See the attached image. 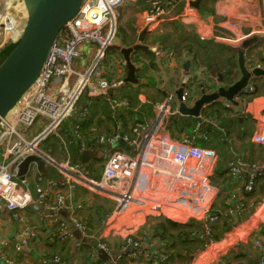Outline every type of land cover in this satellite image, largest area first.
<instances>
[{
    "label": "built area",
    "instance_id": "built-area-1",
    "mask_svg": "<svg viewBox=\"0 0 264 264\" xmlns=\"http://www.w3.org/2000/svg\"><path fill=\"white\" fill-rule=\"evenodd\" d=\"M124 1L82 0L77 15L66 24L62 31L64 33L52 45L35 83L0 123V220L9 214L13 221L24 225L25 228L14 238V250L17 253L28 250L35 235L32 227L24 224L22 216L35 202L44 206L42 222L57 227L56 240L59 244L66 245L70 253H76L85 241H91L96 256L99 252L107 256V260L101 264H165L168 261V254L163 248L149 245L145 235H137L141 218H144L142 226L149 218H164L179 225L190 220L203 223L217 220L212 211L219 191L212 184V178L218 155L214 150L201 148L189 140H173L167 130L170 115L177 112L173 95H168L156 107L155 116L150 122L130 126L128 132L116 127L96 137L94 144L105 150L104 164L97 176L89 175L79 164H71L68 160L56 163L38 149L42 140L57 134L65 120L77 116V120L83 121L88 117L86 108L76 115L77 102L84 92L96 97L117 91L124 85L122 76L107 79L102 76L100 69L107 58L106 48L114 43L117 20L113 11ZM144 6V26L158 20L159 23L166 15L172 24L192 28L198 42L209 41L230 47L241 44L245 39L231 30L233 23L227 29L231 34L229 37L216 36L214 25L207 19L187 16L175 7L167 12L168 7L161 6L155 0H144ZM7 8L5 3L0 14V29L17 39L13 33L17 25L4 17ZM87 44L92 46L86 48ZM81 47L83 53H90L84 73L81 72ZM124 68L125 63L121 62L116 74L120 75ZM246 92L252 93L253 88L249 86ZM189 97L190 93L184 87L178 103H187ZM106 103L113 111L122 110L126 114L129 110L128 102L113 97L107 96ZM42 121L46 124L35 137L27 140L22 136V131L40 125ZM253 122L250 142L264 149V111L254 116ZM73 136L79 143L81 156L85 150H92L85 144L80 125L74 127ZM118 143H123L127 149H117L115 145ZM30 155L41 157L45 167L58 171L60 180H45L34 167H30L23 180H19V165ZM33 168L39 174L36 185L41 187L42 182L46 181V189L37 192L36 199L32 196L27 178ZM227 171L236 180H242L244 176L243 189L250 193L257 179L264 174V165L253 164L247 167L241 158L234 157L228 162ZM80 189L113 204L111 217L95 238L88 236L87 228L79 220L76 209L67 205L71 198L69 192ZM66 207L68 218L62 220L58 212ZM244 210V205L240 204L235 212L240 214ZM129 223H132L133 228L128 226ZM74 233L79 237L75 238ZM121 233H125L122 247L113 253L104 242L110 236ZM256 234L258 236L253 241L259 251L256 264H264V248L261 245L264 224ZM9 245L8 240L0 241V248ZM152 246L153 250H145V247ZM1 259L4 264H22L8 257ZM54 263L60 262L57 259L50 264ZM43 264L47 263L43 261Z\"/></svg>",
    "mask_w": 264,
    "mask_h": 264
},
{
    "label": "crops",
    "instance_id": "crops-1",
    "mask_svg": "<svg viewBox=\"0 0 264 264\" xmlns=\"http://www.w3.org/2000/svg\"><path fill=\"white\" fill-rule=\"evenodd\" d=\"M125 1L126 3H129L128 5H126V3L124 5V8L125 6L126 8L123 19L125 21V24L130 29L128 31L126 39L130 43H132V46H134L135 44H137L138 34L145 27L143 18L145 15L146 6H144V0ZM155 1L158 2L161 6H167V12H169L171 8L175 7L179 12H183L187 16L199 17L209 20L214 25L213 32L216 36L228 35L229 37L231 34H229L227 29L230 27L229 24L233 23L234 27H231V30L234 31L238 37H243L245 39L239 45L225 48H222L223 46H221L220 43H213L209 41L198 42V40H195L194 38L195 34L192 28L174 25L169 22L168 16L165 15L162 19L163 21L159 22L153 30L156 29L160 31L162 35L164 34V36L169 34V40L167 42L159 41L160 43L153 42L152 40V42L149 44L145 41L147 40V37L151 36L145 35L143 45L149 47L150 50L139 51V53L136 54L132 53L130 56V60L135 67L134 75L136 77L137 74L141 75L145 73L144 71H141V69L144 68V63L148 62V57L145 55V53L152 51L157 55L155 60V64L158 69L156 75L157 86L155 88H142V90L137 93L136 100L138 102L139 109H144L147 104L152 102L151 99L161 100V95H173L175 97L174 106L176 107V110H178L179 103L175 96V92L182 87V84H184L185 89H187V85H189L187 84V82L191 83L193 79H199L200 75L203 76L205 80H202L203 84L201 83L197 85L198 90L196 92L193 91V93H191L193 99H189L187 101V106H191L194 100L200 95V85H203L205 90L208 92L209 90H213L214 86H217L219 78H222V81L228 78H223L222 74L233 73L234 76L235 73L236 79H238L239 72L237 68V50L243 51L244 57L247 62L254 61L256 65L264 69V0H200V8L198 10L191 6V2L196 0ZM5 3L8 5V8L5 11L4 17L17 25L15 31H13L16 38L18 37L20 29L26 19L25 9L23 7L22 0H0V7L2 10ZM2 10H0V13ZM9 35L10 33H8L6 30L0 29V40L3 41L4 39H7V36ZM174 35H176V37L180 39L177 40ZM114 43L115 45L121 46L120 43ZM223 50H226L225 52H228L229 54H227V56H223L225 55L223 54ZM231 51H234L236 54L233 55ZM108 56L101 66L102 76L107 79H116L118 76H122V80H124L127 74L126 67L121 70L120 75L116 74L118 73L116 72L117 66L121 62H124L122 57L118 54L121 60H116V67H113L108 61ZM186 61L189 62L188 75H186V72L183 69V64ZM169 73H171V75ZM180 73L183 74L182 77H180ZM166 77H168L169 79H167ZM138 80L140 79H137L136 84L130 83L131 85H134V88L128 86L129 83H124V85L119 90H117L116 94L118 93V95H120L123 90L127 92L135 89L138 85ZM143 82L144 81L142 80L141 83ZM263 84L264 78L252 79L249 83V86L253 88L252 93L254 96L249 95V93L242 95V97L238 99V107L226 104L224 101H219L205 108L201 112L200 119L201 121L207 123V125L202 127V124L198 123L197 132L202 134L204 133V130L206 128L212 126L215 128L216 132V134L214 135L218 136V138L220 139V144L217 145V149L215 150L218 155L217 164L219 163V161H225L224 164L227 167V163L230 160H232L234 157H239L245 163H251L261 166L264 165V149L252 145L250 142V136L254 130L253 117L264 111ZM214 105L228 108L230 112L223 113L220 117V120L218 121L213 117H211L212 120L208 121L204 118L203 113L211 110ZM226 105L229 106L227 107ZM77 111L78 110H76V112ZM116 114L119 117L120 112H117ZM92 117H94L95 120L87 126L88 130L86 135L89 137L90 133H100L98 135L100 136L104 133H108V131H112L116 127L120 128V125H114L110 120H108V118L105 117L103 107H99L98 113L92 115ZM152 118L153 117L149 115V118L148 116H146L143 118V120L150 121ZM224 120H233L235 122L233 124L228 123L226 126L223 124L224 127L221 125L219 126V124H221ZM83 122H81L80 126H83ZM217 125L218 127H216ZM114 126L116 127L114 128ZM130 126L131 125L129 124L128 127ZM90 139L92 140L91 137ZM115 147H117V149H120L121 151L127 149L124 145L119 146L117 144L115 145ZM91 151L96 155L94 159H103V152L105 151L104 149L97 147V149ZM107 151H109V148H107ZM245 165L247 167L251 166L248 164ZM222 171V168H220L219 174H222ZM44 179L47 180L48 178L44 177ZM243 179L236 180L232 178L231 176H229L227 170L226 173L222 176L216 177L215 182L217 189L219 193L221 192V198L225 199L226 206H228L230 203L233 204L234 200L240 198ZM69 194L71 195V198L67 202V205H71L74 209H76V211L78 207H83L82 209L85 210H87L88 207H91V202L88 199V194L85 193V196H83L84 193H82V195H79L81 194V192L78 193L77 191L69 192ZM33 197L34 199H36L37 194L36 197L35 195H33ZM261 198L262 197H260V199ZM247 202L249 207L252 208V206H254L251 214H249V216L242 221H239L238 224L231 227L230 230L222 236V239L220 241L213 242V244L208 249H206V251L203 252L201 256H198L197 258L200 259L203 255L211 253L213 255L211 256L212 260L210 259L207 264H216L218 262H222L223 257L225 258V261L227 260V258H230L228 259L229 264H246L249 261L251 262V264H256L259 251L254 246L253 241L255 240V237L257 238L258 236V234H256L258 228H260L264 224V217L260 218L258 216L259 209H264V200L262 203L260 201L258 203H254L253 199H249L247 200ZM216 204V210L222 211V203L217 201ZM44 210L45 209L43 204L35 202L32 206V209L28 208L26 210V213L22 215L25 220L24 224L32 227L33 232L35 230L34 242L31 246H33V250H37L39 254L50 253L57 256L62 255V257H60L63 259L69 254L71 255L70 250L66 245H61L57 242V227L52 224H44L42 222L41 218L44 217ZM58 216L62 220H67V207L61 209L58 212ZM140 221L141 224L139 225V227L144 223V218L139 219V223ZM128 226H131V228H133L132 223H129ZM21 227L23 228L24 225L13 221L11 215L9 214L4 215L0 220V234L6 237L5 240L10 241L11 239L15 238L18 234L17 232L20 231L19 228ZM137 235H145L146 242L149 245L153 244L156 248L157 246L159 248H164V244L162 242L152 239L149 234L143 232L140 229L138 230ZM237 235H239L240 237L237 238V240L233 241V239ZM74 237L78 238L79 235L77 233H74ZM261 245L264 248V237H261ZM7 247L9 248L2 247L0 251H2L3 254L9 257L13 252V249L10 245ZM145 250L151 251L153 250V246L145 247ZM3 256L4 255L0 254V264H4L1 259L5 258ZM235 256H237V258H235ZM33 261L35 260L33 259ZM60 261L61 260H59V262ZM33 264H36V262H34Z\"/></svg>",
    "mask_w": 264,
    "mask_h": 264
},
{
    "label": "trees",
    "instance_id": "trees-1",
    "mask_svg": "<svg viewBox=\"0 0 264 264\" xmlns=\"http://www.w3.org/2000/svg\"><path fill=\"white\" fill-rule=\"evenodd\" d=\"M126 1L123 2L121 6L118 8L124 6ZM117 20V19H116ZM120 28V24L117 20V26H116V32H115V38L117 36L118 30ZM137 30V29H136ZM159 32V33H156ZM64 33V32H63ZM62 33V34H63ZM150 33H152V40L153 42H167L169 40V34L164 36L162 33L158 30H150ZM160 41V42H159ZM129 47L132 46V43H130L127 39L121 43V47ZM14 45H11L9 48H7L3 55L0 56V59L3 60L9 52L13 49ZM125 47V48H126ZM238 51V50H237ZM139 53V52H136ZM134 53V54H136ZM233 55L236 53L233 51ZM145 55L148 57V62L144 63V68L141 69V71L145 72L143 74H137L135 78L140 79L138 80V85L136 86L135 89H132L131 91H125L123 90L120 95L118 93L116 94L117 91H109L106 94H101L96 97H90L88 96L87 92H84L81 98L77 102V112L76 115L80 114L83 109L88 110V117L85 118L83 121L77 120V117H72L64 122H62L61 126L58 129L57 134H53L51 136L46 137L44 140H42L39 145L38 149L41 150L46 156L48 157H53L58 150L59 143H66L67 149L69 151L70 155V161L73 164H79L82 169H84L89 175L91 176H97L100 173V170L103 167L104 161L102 158H96L88 162L87 164H83L81 162V155L79 154V143L76 142L72 136L73 134V129L76 125H81V122L83 126H81V133L83 136V139L85 141V144L90 147L92 150L97 149V146L94 144V141L96 137L100 133H90V139L89 136L86 135L87 130H88V125L94 121V117L92 115H95L98 113V108L103 107L104 108V114L105 117L108 118L114 125H120V129L123 132H128V125L130 124L131 126L136 125L138 123H148L151 120H153L155 116V110L158 105L168 96L166 95H161L162 99L161 100H156V99H151L152 102L147 104L144 109L143 108H138V102L136 100V95L138 92L142 90V88L147 89V88H155L157 86V66L155 64L156 60V54L153 53L152 51L146 52ZM138 72V70H137ZM227 74V82L226 85H229L233 83L232 81L234 78L233 73H225ZM225 74H222V76L225 77ZM144 81L141 83V81ZM128 86H131L134 88V85L129 84ZM141 86V87H139ZM249 95H253V93H249ZM113 97L116 98L120 101H126L129 104V110L125 114L122 110H117L113 111L111 107L106 103V97ZM254 96V95H253ZM79 105V109H78ZM138 108V109H137ZM117 112H120L119 117L117 116ZM230 110L228 108H225L223 106L219 105H214L211 110L208 112H204V118L209 120V118L213 117L215 120L217 119L220 120V117L223 113H228ZM149 115L152 116L153 118L150 121H145L143 120L144 117ZM76 118V119H75ZM238 120V119H237ZM236 120V121H237ZM101 122V121H100ZM99 122V124H100ZM235 121H227L224 120L219 126H226L228 123L233 124ZM85 123V125H84ZM198 123L200 121L198 119L194 118H188V117H182L179 119H171L167 121V130L170 133V136L173 138V140L180 142L184 139L189 140L192 144L199 146L201 148H208L212 150H216L217 145L220 144V139L218 136H215V128L214 127H209L204 130V133H198ZM224 124V125H223ZM114 126V128L116 127ZM86 127V128H85ZM218 127V125L216 126ZM114 130V129H113ZM112 130V131H113ZM111 132V131H108ZM251 137V136H250ZM252 144V143H251ZM253 145V144H252ZM225 161H219L217 164V167L215 169L214 176L212 178V184L216 186L215 179L218 176H222L223 174L226 173L225 168H227L224 164ZM245 163V162H244ZM228 164V163H227ZM248 165H253L251 163H245ZM220 168H222V174L220 173ZM47 169H50L47 170ZM46 173H47V178L52 179V178H57L55 173H53V170H55L52 167H45ZM244 183V182H243ZM217 187V186H216ZM244 187L242 186V191L240 198L237 200H234L233 204H229L228 206L225 205V199L221 198V192L219 193L218 202L222 203V211L216 210V203H214L213 206V211L212 214L217 216V220L214 222H196L190 220L186 224H176L173 223L167 219H154V218H149L146 220L145 224L140 228L143 232H146L149 234L152 239L162 242L163 245V250L166 251L168 254V261L165 264H190L194 258L205 251L207 247L212 243L216 241H220L222 239V236L230 230L231 227L234 225L238 224L239 221H242L246 217L251 214V211L253 210V207H249L247 200L253 199L254 203H258L260 201V197H263L264 194V174L259 177L256 181V184L254 186V189L250 193H246L243 189ZM78 193L81 192L84 193L83 196H85V193L89 195L86 191L80 189L77 191ZM93 197L94 203L91 202V207H88L86 210L87 212H91L92 214L86 216V219L84 220V224H88L89 226L92 224V221L94 219L98 220H104L108 215H110L111 211L110 209H107L103 206V204L109 203L112 206L113 209V204L105 199H102L100 197H97L95 195L91 196ZM100 202H102L100 204ZM93 204H95L93 206ZM244 205L245 210L237 214L235 212V209L238 207V205ZM31 205L29 209H32ZM234 207V208H233ZM83 208V207H82ZM81 207L77 208V214H86V212H81L85 211V209H82ZM233 208V209H232ZM27 210V209H26ZM86 224V226H87ZM97 229V228H96ZM99 229V228H98ZM97 229V230H98ZM35 233V230H34ZM35 236V235H34ZM15 239L10 240V246H12L13 252L14 253V261L16 262H24L25 259L28 257H31L32 260H30L29 264H33L36 262V264H43V261H45L47 264L52 263L54 260H61V264H75V260L81 261V264H101L102 259L99 256H96L95 253H93V244L91 241H85L78 253L80 252L79 256L77 258H70L71 256H74L75 253L69 254L67 257H64L63 259L61 258L62 255L57 256L55 254H35L37 250H33V246H29V249L26 250L24 253H17L14 250V245H15ZM32 241L34 242V237L32 238ZM108 245V240L104 242ZM9 248V247H6ZM118 248V247H117ZM121 248V247H120ZM34 251V253H33ZM76 252V253H77ZM34 255H33V254ZM237 258V256H235ZM33 259L35 261H33ZM228 259L225 261V258L223 257V261L226 264H229ZM231 264V263H230ZM246 264H251V262H247Z\"/></svg>",
    "mask_w": 264,
    "mask_h": 264
},
{
    "label": "water",
    "instance_id": "water-1",
    "mask_svg": "<svg viewBox=\"0 0 264 264\" xmlns=\"http://www.w3.org/2000/svg\"><path fill=\"white\" fill-rule=\"evenodd\" d=\"M200 0L191 2V6L199 9ZM25 9L26 19L20 29L13 49L3 59H0V123L6 118L16 106L21 97L32 87L38 78L40 71L45 64L51 47L58 36L65 29V26L78 13L82 0H22ZM159 21V20H158ZM158 21L146 25L138 34L137 44L132 47H121L112 44L106 48L105 54H119L126 67L124 83L136 84L135 67L130 60L132 53L149 51L150 48L143 45L144 37L157 25ZM237 68L239 78L229 85H223L222 78L218 79L217 86L208 92L203 85L199 86L200 95L194 100L191 106L186 103H179L176 113L170 115L169 120L188 117L198 119L201 126L207 123L201 121V112L210 105L219 101L238 107V99L245 95L249 83L254 78H264V69L248 61L241 50L237 51ZM183 69L188 75L189 62L183 64ZM182 87L175 92L178 101L183 93ZM189 99H193L190 93ZM229 105H226L227 107ZM123 146V143H118ZM96 157L95 153L85 150L81 162L87 164ZM30 167H34L43 177H47L45 162L41 157L30 155L19 165L17 178L23 180ZM99 257L107 260V256L99 252ZM60 264V263H54Z\"/></svg>",
    "mask_w": 264,
    "mask_h": 264
},
{
    "label": "rangeland",
    "instance_id": "rangeland-1",
    "mask_svg": "<svg viewBox=\"0 0 264 264\" xmlns=\"http://www.w3.org/2000/svg\"><path fill=\"white\" fill-rule=\"evenodd\" d=\"M128 3L129 2H127L126 3V5H128ZM125 8H126V6H125ZM125 8H124V6H122V7H120V8H116L113 12H114V15H115V17H116V19L118 20V22H119V24H120V28H119V30H118V33H117V36H116V39H115V41L114 42H117V43H123V41L126 39V37H127V35H128V31L130 30L129 28H128V26L125 24V21H124V19H123V15H124V12H125ZM0 10H2L1 9V7H0ZM1 14V13H0ZM25 17H26V15H25ZM3 21V20H2ZM129 24V23H128ZM155 28V26L152 28V29H154ZM158 33V32H157ZM146 35H150L151 37H147V40L145 41V42H148L149 44L152 42V34L149 32V33H147ZM175 37H176V35H174ZM177 38V40H179L180 38H178V37H176ZM14 38H11L10 36L6 39V40H4V41H2V40H0V56L1 55H3V53H4V51H5V49H6V47L8 48V47H10L11 45H14L15 44V41H16V39H14ZM14 42V43H13ZM115 44V43H114ZM85 46V45H84ZM90 46H92L91 44H87L86 45V48H89ZM153 47H155V46H153ZM222 48H225V47H222ZM81 51H82V53H83V47H81V49H80ZM226 50H223V54H225V55H223V56H227V54H229L228 52L226 53L225 52ZM231 52H233V51H231ZM257 53V52H256ZM108 56V55H107ZM90 59V53H83V55H82V58L80 59V63H81V72H83L84 73V71L86 70V68H87V66H88V60ZM116 60H118V61H120L121 59H120V57L118 56V54L117 53H110L109 54V56H108V61H109V63H111V65L113 66V67H116ZM78 62V61H77ZM78 66H80L79 64H78ZM100 69H101V67H100ZM170 75H171V73H169ZM174 74H176V73H174ZM234 75H235V73H234ZM183 76V74H181L180 73V77H182ZM225 77H227V74H225ZM167 79H169L168 77H166ZM197 78V77H196ZM223 78H224V76H223ZM234 79L232 80V81H234L235 79H236V76H234L233 77ZM200 79V80H199ZM197 78L196 80H194L193 79V81H191V83L190 82H187V84H189V85H187V90L189 91V93H193V91L194 92H196L197 90H198V87H197V85L198 84H203V82H202V80L204 79L205 80V78L203 77V76H201L200 75V78ZM213 80H214V77H213ZM226 82H227V79H224V81H223V85H226ZM191 86H193V87H191ZM80 107H79V105H78V109H79ZM210 120H212L211 118L208 120V121H210ZM46 124V122L45 121H42V123L39 125H34L32 128H30V129H28V130H25L24 132L22 131L21 132V134H22V136L25 138V139H27V140H31L33 137H35L37 134H39L41 131H42V129H43V126ZM252 124V123H251ZM72 136H73V134H72ZM73 138H74V136H73ZM75 140V139H74ZM52 159H54L55 161H56V163L57 162H62V161H65V160H68L70 163H71V161H70V155H69V151H68V149H67V146H66V143H65V141H64V143L62 144V143H59V146H58V150H57V153L53 156V157H51ZM104 161V160H103ZM71 164H73V163H71ZM47 170H49L50 171V169H47ZM53 173H55V175H56V177L57 178H52V179H54V180H60V178H61V176H60V174L58 173V171H56V170H53ZM39 177V174H38V172L33 168V169H31L30 171H29V173H28V175H27V178H28V180H29V182H30V191L32 192V196L33 195H35V197H36V194H37V192H39V191H43L44 189H46V187H45V183H46V181H43L42 182V185H41V187L39 186V185H36V183H38L37 181H36V179ZM34 193H36V194H34ZM91 196H93V194L92 193H90L89 192V195H88V199H89V201L90 202H93L94 203V200H93V197H91ZM263 200H264V197H262L261 199H260V202L262 203L263 202ZM102 202H100V204H101ZM95 204H93V206H94ZM103 206L105 207V208H107V209H110V210H113L112 209V206L109 204V203H107V205L106 204H103ZM81 212H86V214H80L79 213V215H78V218H79V220L81 221V222H84V220L86 219V216L88 217V215H90V214H92L91 212H87L86 210L85 211H81ZM24 213H26V211L25 212H23V214L22 215H24ZM111 213H112V211H111ZM111 213H110V215H108L104 220H96V219H94V221H92V224L89 226L87 223V226H86V224H84L85 226H86V228H87V234H88V236L89 237H92V238H95V237H97L101 232H102V229H103V226H104V224H106L107 223V221H108V219L111 217ZM258 216L260 217V218H263L264 217V209H259V213H258ZM138 227V230L140 229V227L139 226H137ZM25 227H21V228H19V232H21L23 229H24ZM98 230H97V229ZM19 232H17V233H19ZM125 233H121V235H119V234H116V235H114V236H110V238H108V239H106V240H108V246H109V248L111 249V251L113 252V253H116V252H118L119 250H120V247H122V244H123V239H124V235ZM240 236L239 235H237L234 239H233V241H235V240H237V238H239ZM6 239V237L5 236H2L1 234H0V241H4ZM105 240V241H106ZM32 243H33V241H31V243H30V245L29 246H31L32 245ZM238 243V242H237ZM118 247V248H117ZM0 249H2V248H0ZM35 250V249H34ZM206 251V250H205ZM205 251H203V252H205ZM203 252L202 253H200L199 255H197L196 257H195V259L194 260H192L191 261V263L190 264H207L209 261H210V259L212 260V257L211 256H213L210 252V254H205V255H203L200 259L199 258H197L198 256H201V254H203ZM0 254L1 255H4L3 257H7L5 254H3L2 253V251H0ZM35 254H38V252H35ZM79 254H80V252L78 253H75V255L74 256H71L70 258H77L78 256H79ZM13 258L14 259V253H11V255L8 257V258ZM11 258V259H12ZM12 259V260H13ZM30 260H32V258L31 257H28L27 259H25L24 260V262L22 261L21 263L22 264H29V262H30ZM196 260V261H195ZM75 264H81V261H80V259L79 260H75Z\"/></svg>",
    "mask_w": 264,
    "mask_h": 264
}]
</instances>
